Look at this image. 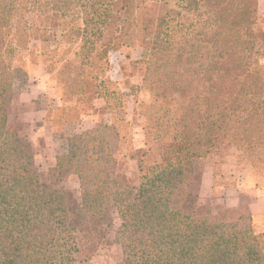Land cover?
<instances>
[{
  "label": "trees",
  "instance_id": "trees-1",
  "mask_svg": "<svg viewBox=\"0 0 264 264\" xmlns=\"http://www.w3.org/2000/svg\"><path fill=\"white\" fill-rule=\"evenodd\" d=\"M258 21V0H0V264H78L79 243L100 239L113 214L117 264H264L253 215L239 210L221 220L189 188L204 159L231 148L238 166L264 171ZM37 41L76 45L72 59L57 60V75L85 99L110 94V51L142 49L133 63L145 66L143 129L153 143L134 177L115 123L102 122L67 138L48 171L60 185L40 180L32 143L7 127V56ZM70 172L78 196L63 180Z\"/></svg>",
  "mask_w": 264,
  "mask_h": 264
},
{
  "label": "rangeland",
  "instance_id": "rangeland-1",
  "mask_svg": "<svg viewBox=\"0 0 264 264\" xmlns=\"http://www.w3.org/2000/svg\"><path fill=\"white\" fill-rule=\"evenodd\" d=\"M263 24L264 18L259 16L256 24L258 33L263 32ZM76 49L74 43L67 51L64 45L46 47L45 42L37 41L23 48L16 47L7 56L6 62L13 76V94L7 105V127L20 137L26 136L32 143L33 163L44 172L40 180L58 186L59 179L48 171L55 165L56 156L65 150L67 138L91 129L95 124L113 122L127 156L126 174L134 177L142 152L153 143L144 135L143 129L149 97L141 87L145 66L133 63L141 58L142 49L134 46L123 51H110L106 66L110 94H100L92 99L69 93L60 81V75H57L60 66L57 60L65 57L72 59V52ZM126 51L131 59L124 55ZM101 62L96 61V66ZM134 85L138 86L136 90ZM235 156L231 148L227 156L213 155L204 159L191 176L189 188L196 190V201L210 207L221 220L226 216L234 219L239 210H247L253 215L255 229L264 232V215L259 214L261 205L251 204L254 195L248 189L253 186L258 189L262 174H252L238 166ZM63 180L78 196L77 177L70 172L63 176ZM111 216L110 226L100 232L102 239H97L92 245L87 240L79 243L74 254L78 264H117L122 248L115 241V229L120 220L115 214ZM108 218H95L94 222L106 226Z\"/></svg>",
  "mask_w": 264,
  "mask_h": 264
},
{
  "label": "crops",
  "instance_id": "crops-1",
  "mask_svg": "<svg viewBox=\"0 0 264 264\" xmlns=\"http://www.w3.org/2000/svg\"><path fill=\"white\" fill-rule=\"evenodd\" d=\"M258 14H259V16L264 18V0H258ZM262 30H263V33H264V24H263ZM259 182H260V185H259L258 189L255 186L250 187V188L248 187V189L254 195V198L252 199L251 204H254V205H256V203L260 204L261 207H260L259 214L264 215V172L260 176ZM246 190L247 189H245V191ZM236 200L239 201V199H236Z\"/></svg>",
  "mask_w": 264,
  "mask_h": 264
}]
</instances>
